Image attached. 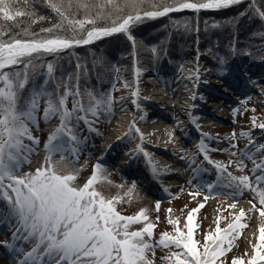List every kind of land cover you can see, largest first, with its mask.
<instances>
[{
  "label": "snow or ice",
  "instance_id": "obj_1",
  "mask_svg": "<svg viewBox=\"0 0 264 264\" xmlns=\"http://www.w3.org/2000/svg\"><path fill=\"white\" fill-rule=\"evenodd\" d=\"M144 2L145 0H124L125 6L131 7L132 12L113 20L111 26L97 27V20L104 17L109 7L122 11L120 0H47L49 6L61 17V23L54 25L53 28L42 29L41 32L54 33L67 22L73 32L72 37L42 36L30 32L27 28L12 34L10 28L0 23V201H6L2 222L10 224L11 220L15 219L16 227L12 232V241H23L33 245L29 251H24L7 240L0 242V247H6L18 257H22L15 264H154V261L148 258V253L152 252L154 255V249L158 246L175 247L180 250L171 252L163 258L170 264H217V261L230 250L233 239L241 234L239 230L247 227L243 222L246 217L244 209L232 214L234 222L229 223L225 229L219 227L217 218L215 231L205 235L201 248L199 242L194 239V230L198 227L194 223V213L204 207L201 203L187 213L184 224L186 231L180 227L178 218L169 217L168 223L174 226V233L163 232L158 241L152 242L155 224L147 222L149 217L146 209H141L134 216L121 215L115 207L121 198H106L96 190L95 185L106 179L102 175L101 164L93 166L92 175L82 186H76L74 183L78 170L66 172L58 170V165L68 159L64 155L65 152L77 157L79 151L80 141L70 126L79 102H74L72 110L66 107L67 97L73 93L65 89L58 99H54L53 94L41 86L34 89L30 99L21 106L20 90L24 89L28 82L27 72L21 78L19 72L4 71L34 55L58 53L74 45H87L115 33H128L130 25L140 22L143 18L162 17L183 10L197 13L201 10H219L239 4L241 0H159V3L152 0V10H143L141 5ZM21 3L29 5L30 0H0V21H11L15 25L19 17H34L35 14L26 8L17 7ZM73 3L89 14L84 19H72L68 15V10ZM92 9L97 10L95 17L90 14ZM261 17L264 18V13H261ZM85 25L93 27L86 29ZM84 32L86 35L81 34ZM128 38L132 39L130 35ZM31 63L29 59L28 63L24 64L25 69ZM47 69L51 75L53 65L49 63ZM196 79H199L198 70ZM125 86H128L127 83ZM75 95H79V92ZM132 95L137 96L138 91ZM45 96L48 99L45 100L43 118L50 120L58 117L60 123L49 134L44 145L46 155L41 166L34 172L17 175L16 170L22 161L27 159L23 153L34 151L24 143V138L32 141L33 145L39 143L38 138L32 135L29 125L37 124L36 112L41 98ZM103 103H107L110 111V98L106 102L97 100L89 109L93 116L97 115L96 109ZM79 110L84 109L81 106ZM76 119L80 120L83 117L76 116ZM252 120L254 127L264 129V123L256 124L255 117ZM133 129L140 134L143 142L144 134L140 133L134 123L130 124L129 132L125 135H129ZM198 148L204 153V159L213 164L218 172L227 170L220 162L211 160L203 142ZM136 151H143L141 145L136 146ZM57 152L60 153L59 160L53 158ZM257 152H264V145L257 148ZM144 155L148 156V153L145 152ZM248 159L254 164L252 172L262 173L255 176V184L264 183V159L259 163L251 155ZM237 167L243 171L244 165L240 162ZM153 170L155 171V165ZM228 178L230 183L226 186L234 187L233 195L243 189L256 193L260 207L252 204L249 211L255 210L264 218V188L253 187L247 175L233 176L228 173ZM206 187L211 192L214 186L207 184ZM134 188L135 185L129 188L125 195L130 197ZM199 194L198 191L190 193L193 196ZM209 198L205 196L204 200L207 201ZM229 207L235 209L236 204L233 203ZM156 209L159 210V202ZM168 212L171 213L172 210L168 209ZM141 221L145 222L141 229L130 230L131 225ZM258 231V243L252 245L250 258L246 262L243 258H233L232 264H264V226L259 227Z\"/></svg>",
  "mask_w": 264,
  "mask_h": 264
},
{
  "label": "trees",
  "instance_id": "obj_2",
  "mask_svg": "<svg viewBox=\"0 0 264 264\" xmlns=\"http://www.w3.org/2000/svg\"><path fill=\"white\" fill-rule=\"evenodd\" d=\"M156 2L159 3V0ZM17 7L26 8L35 16L19 17L15 25L11 21H0L10 28L12 34L27 28L30 32L42 36L72 37L73 32L67 22L54 33L41 32L42 29L53 28L54 25L61 23V17L49 6L47 0H30L29 5L21 3ZM120 7L122 11L109 7L104 17L97 20L96 26H111L113 20L132 12L131 7L125 6L124 0H120ZM141 7L143 10H152V0H145ZM65 8L67 10L66 4ZM261 10L264 11V0H241L239 4L219 10H201L198 13L183 10L162 17L143 18L140 22L130 25L128 33H115L87 45H74L58 53L34 55L4 71L19 72L21 78L27 72L28 82L25 88L20 90L21 106L30 99L32 91L38 87L42 86L47 92L52 93L54 99H58L65 89H68L73 93L66 100V107L69 110H72L74 102L78 101V108L82 106L84 109L81 113L87 125L106 124L113 113V96L120 88L118 81H121V86L126 87L127 83V88H132L134 71L153 73L169 88V83L172 84L180 74L186 71L193 72L200 67L201 70H211L219 75L233 68L245 70L258 60L264 61V18L261 17ZM96 13V9L90 10L93 17ZM88 14L75 3L68 10V15L72 19H84ZM92 27L85 25L86 29ZM129 35L132 37L131 40L128 38ZM29 59L32 63L25 69L24 64L28 63ZM49 63L53 65L51 75L47 69ZM166 72L169 76H164ZM77 92L79 95H75ZM109 98L110 111L107 103H103L97 107V115L93 116L89 109L96 101L106 102ZM47 99L45 96L40 100L36 112L37 120L38 112L43 117ZM78 108L73 115L71 127L74 126L72 122L76 121ZM54 118L42 122L54 123L50 133L60 123L58 117ZM29 127L33 136L37 137L40 134L33 130L36 129L34 125L30 124ZM49 134H44V145ZM29 162L28 160L27 163ZM233 242L236 240L233 239ZM225 246L227 247L226 243ZM231 249L233 250L230 248L225 255L229 254ZM239 258L246 262L250 258L247 250H243Z\"/></svg>",
  "mask_w": 264,
  "mask_h": 264
},
{
  "label": "rangeland",
  "instance_id": "obj_3",
  "mask_svg": "<svg viewBox=\"0 0 264 264\" xmlns=\"http://www.w3.org/2000/svg\"><path fill=\"white\" fill-rule=\"evenodd\" d=\"M260 13H264V11L261 10ZM261 63L263 64L260 65ZM260 64H258L254 68V70L260 68V70L264 72V62H260ZM200 68L195 69L193 72L186 71L179 78H176L172 82V84L169 83L170 86L168 89H170L172 98L174 100L171 108L175 109H173V115L177 117L178 111L176 109L180 100L177 89L181 86V84H183L181 83L182 79H187L191 81L192 84L200 83L199 86L201 89L205 87L204 83H209L206 88L211 90V94H205L203 91L197 90L196 88V97L198 101L201 102V105L194 106L196 108H202V110L204 111L212 110V108L209 106V101L211 100V98H213L214 100H217L215 98H219L218 100L227 99L226 96H219L218 92L222 91V89L219 88H222L226 85L228 88L226 93H231L230 91L233 89L232 86L236 88L238 93L237 96H239L238 101H232V99H227V101H225V109H223L224 107L222 108L224 110L223 117L219 118V121L209 118V122L215 121L212 128H210V126H208V124L206 123H200L192 125L193 127L191 129L193 130V134L200 138V142L198 143V145L203 142V144L206 146L207 155L211 158V160L220 162L226 167L227 170L225 172H218L213 164H209L205 159L203 160L199 157L198 154H196L197 150L193 155H189L187 151V153H184L183 156H181L177 160L178 162H180V175H178L175 180L178 181L176 183L181 187L179 188L176 195H165L163 197L157 198L154 194L144 192L139 187V184H134L130 182V180L128 181L123 179V177H120L116 173L115 169H113L111 166L104 167L102 166V164V175L106 179H102L95 185L96 190L101 192L106 198H121L120 202L115 205L116 210L121 215L134 216L141 209H146L147 215L149 217V220L147 222L155 224V228L153 229L152 242L158 241L160 239L161 233L163 232L174 233V226L168 223L169 217L173 219L178 218L180 220V227L184 231H186V229L184 228V224L186 222L187 213L192 209L197 208L201 203L204 204V207L200 208L197 213H194L195 224L198 225V227L194 230V239L198 241L199 245L201 246L204 243L205 235L215 231L217 227V218H219V227L221 229L227 228V225L229 223L234 222V217L230 220L228 219L230 207L228 202H222L223 198H244L252 204H255L257 207H260L259 198L256 196L255 192L243 189L239 193L233 195L234 187L230 188L226 185L230 183L228 173H231L233 176L247 175L249 176L250 181H252L253 187L264 188V183L260 185L255 184V176L261 175L262 173L260 171H257L254 174L252 172L254 164L252 160L248 159L249 155L253 156L257 163L264 159V152H257V148H259L261 145H264V129L254 127L252 120V118L255 117L256 124L264 123V98L256 96L254 93V91H256L259 86L264 83V78L262 79L259 77L258 80L260 82L252 80L249 75L252 74V71H255L250 69L251 66L247 67V69L245 70L244 80L242 75L243 72L241 74V77L240 72H238L234 68L229 69L225 73L219 75L214 74L211 70H201L202 68ZM249 69L250 71H248ZM197 70L199 72L198 80L196 79ZM142 73L149 74L150 72ZM142 73L134 71V85L132 86V88L121 86V81H118V85L120 86V88L113 96L114 106L118 94L124 89L128 93L138 91V95L136 96L137 104L140 106L145 104L144 99L151 89V86L148 82H146L145 79L147 77H150L151 75L148 76L144 74L145 76H143ZM164 76L169 75L165 73ZM261 77H264V74ZM216 80H218L219 82ZM166 82L168 83V80H166ZM184 83L186 84V82ZM216 83L219 84L218 87L215 86ZM185 87H187V85ZM202 95L204 96V99H202ZM207 99L208 101L206 102ZM37 114V124L34 125L36 129L33 128V130L40 133L37 136L39 143L35 148L36 152L34 154H30L28 152V160L30 162L25 165L20 164L19 168L21 167V169L16 172L17 175L34 172L35 169L40 167L44 162V157L46 155L45 148L43 146L45 138L44 134L48 135L52 131L51 129L54 123H42L45 121V119L41 116L40 112H38ZM114 114L115 109L113 108L112 117ZM200 115L207 117L205 115V112ZM53 120L55 121L56 118H54ZM72 124L75 126H72V129L74 128L73 132L80 141L78 145L79 151L77 153L78 159L77 157H74L76 160H71V156L69 155V153L65 152L64 155L68 157V159L65 160L64 163L58 165V170L61 172L78 170L77 179L74 183L76 186H82L92 175L94 166L92 164V159L93 157H95L94 155L96 149L100 144V142L98 143L97 134H100L101 129L106 125L103 123H93L90 127V131L92 133L90 132L87 134L84 130V125L81 119H76V121L72 122ZM134 124L136 127L138 121H134ZM205 133H207V135H205ZM242 133H247V135H242ZM187 145L188 144L185 140H181L180 146H182L183 149H186ZM53 158L55 160H59L60 153L57 152ZM230 161L231 163H229ZM240 162H242L244 165L243 171H241L237 167ZM207 184H212L214 186L211 192L206 187ZM133 185H135V188L131 193V196H126L125 193H127L129 188H131ZM197 191L200 193L199 195H190V193H195ZM205 196H209L210 198L205 201ZM157 202H159L158 211L156 209ZM168 209H171L172 212L169 213ZM253 211L254 210L249 211V209L248 211H245L246 217L244 218L243 222L247 225V227L249 224L248 215ZM2 217L3 215L0 217V221ZM144 223V221H141L140 223L133 224L130 226V230H139L144 226ZM15 225L16 221L15 219H12L10 226L13 227ZM247 227L239 230L241 236L237 239H234V241L236 240V242L235 244L233 242V250L231 249L232 251L229 254L221 257L220 260L217 261V264H232L233 258H239L243 250H247V253L250 256L252 250L247 247L246 241L243 238V233L246 231ZM12 231L13 230H11V232ZM256 243H258V238L256 240ZM238 244H240V246H237ZM32 246V244H29L22 248L23 250H27L31 249ZM175 251L180 250L176 249L175 247L164 248L162 246H158L154 249V255L152 254V252L148 253V258L153 260L154 264H170L169 261L163 258L168 256L171 252ZM10 263L11 262L6 260V258H4V260H0V264Z\"/></svg>",
  "mask_w": 264,
  "mask_h": 264
},
{
  "label": "bare ground",
  "instance_id": "obj_4",
  "mask_svg": "<svg viewBox=\"0 0 264 264\" xmlns=\"http://www.w3.org/2000/svg\"><path fill=\"white\" fill-rule=\"evenodd\" d=\"M263 74L260 73V76H263ZM260 78L263 79L264 77ZM145 80L149 83L151 89L144 99V105L140 106L137 104L136 96L132 95L133 92L128 93L124 89L118 94L115 100V114L106 126L101 129V133L97 134L98 143L100 142V144L94 156L101 159L104 158L103 160L111 164V167H114L123 177L132 178V180L139 183V187L148 189L158 197L176 195L181 187L176 183L178 181L175 180L180 175V162L177 160L187 151L189 155H193L197 150L199 138L193 134L192 125L206 123L211 128L213 121L209 122V118L212 119V117L207 114L210 113L208 110L205 113L207 117L195 113L198 108L195 112L192 111V102L195 100V105L198 106L199 104L198 100H196L197 90H204L200 88V83L197 84L196 90V84H192L187 79L181 80L183 84L177 89V93L180 96L176 109L178 115L171 119L175 109L171 108L168 91L162 88L154 77H147ZM256 80L260 82L258 79ZM204 84L206 87L209 83ZM186 85L187 87H185ZM215 86L218 87L219 84L216 83ZM219 89L225 91L224 87ZM254 93L256 96L264 98V83ZM202 99H204L203 95ZM209 104L212 110L216 112H211V114H214V116L218 115L217 118L223 117L224 112L221 110L223 106L220 101L212 102L210 100ZM201 112L205 111L202 110ZM134 121H138L136 128H139L140 133L144 134L143 142L140 139V134L135 129L129 135H125V133L129 132V126ZM84 130L87 134L91 132L89 129ZM181 140H185L188 144L186 149L180 146ZM122 143L126 146H121L120 144ZM138 144L141 145L143 151H136ZM145 152L148 153V156L144 155ZM109 155H112L114 160ZM153 165H155V171L153 170ZM222 202H228L229 205L236 204L235 209L230 208L229 210V220L234 217L232 214L238 213L240 209L248 211V209L252 208L251 203L244 198H223ZM248 219L249 224L243 234V238L247 247L252 250V245L259 235L258 229L264 226V218H261L259 213L254 210L248 215ZM6 240L14 243L16 247L19 244V241H12L11 231L5 232L4 236L0 237V242ZM2 248L0 249L2 250ZM11 257L13 264L18 259H22L21 257Z\"/></svg>",
  "mask_w": 264,
  "mask_h": 264
},
{
  "label": "water",
  "instance_id": "obj_5",
  "mask_svg": "<svg viewBox=\"0 0 264 264\" xmlns=\"http://www.w3.org/2000/svg\"><path fill=\"white\" fill-rule=\"evenodd\" d=\"M145 74H146V75H148V76H150V75L152 76V74H151V73H149V74L145 73Z\"/></svg>",
  "mask_w": 264,
  "mask_h": 264
}]
</instances>
